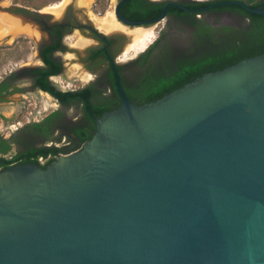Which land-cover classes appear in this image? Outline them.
Wrapping results in <instances>:
<instances>
[{
    "label": "water",
    "instance_id": "water-1",
    "mask_svg": "<svg viewBox=\"0 0 264 264\" xmlns=\"http://www.w3.org/2000/svg\"><path fill=\"white\" fill-rule=\"evenodd\" d=\"M113 71L82 144L0 169V264H264V52L138 104Z\"/></svg>",
    "mask_w": 264,
    "mask_h": 264
},
{
    "label": "flooded vegetation",
    "instance_id": "flooded-vegetation-1",
    "mask_svg": "<svg viewBox=\"0 0 264 264\" xmlns=\"http://www.w3.org/2000/svg\"><path fill=\"white\" fill-rule=\"evenodd\" d=\"M195 1L199 0H91V2L90 0H70L63 11L61 20L53 21L49 20L50 16L45 15L46 12H44L41 8L29 11L26 8H20L18 6L13 12L15 14L20 13L21 16L32 20L46 35V38H42L38 42L37 52L40 64L37 66L43 65V60L41 57L42 50L52 45L58 44V46L50 52V57L57 60L60 65V69L57 73H53L48 76V79L50 81H52L53 77L61 76L63 74V64L60 55L67 49V46L64 43L67 35L75 29H79L83 31V33L88 32V38L94 43L86 46L85 56L81 58L80 61L83 63V65L86 66V69L90 73H92L93 79L90 82L81 85L83 87L78 89L91 88L94 90H100L101 94L97 97H95V95L93 94V96H91L90 98L91 101L97 102L100 98H103L105 100L115 102L118 96V92L116 93L113 88V86H115L113 65L120 78L122 88L133 94L136 90L142 87V84L147 81V77H149V75L162 72L165 68V64L168 63L169 60L175 59L180 54L183 55L191 52V50L195 46L194 33L197 31L196 23H201L199 19H202L203 23H206L211 27H218L208 23L203 18V15L210 12L225 13L227 11H216L211 9L212 7L201 9L208 6L209 4L200 7L191 6L190 4ZM74 2L78 9H86V5H88L89 3L90 7L110 8V11L106 9V13L104 14V16L100 17V19H97V21H99L100 23H104L106 17L110 16L113 27H110L109 29L124 30V28L131 29L134 27H140L132 30L135 32L136 30L141 31V29H148L150 28V26L156 25L158 23L162 24L154 39L148 42L150 44L146 43L143 49L137 51L132 49L131 55L134 54V56H132L131 58H127L129 60L126 62H120L119 54L121 52L122 44L125 42V40H127L126 35L106 34L105 32L99 31L96 27L92 26L90 21L91 18L88 17L86 13H84V16L86 18L85 20L74 18L71 13L72 3ZM160 4H162L160 13L163 7L167 6L165 16L161 20L153 23L146 22L139 26H130L126 25L120 18H117L115 16V9L116 7H118L120 16L125 19L132 21H144L153 19L160 13L147 18H136V15L149 12L152 9L153 5L155 6ZM61 5L62 3L59 6H53L54 8H56L55 11H57L58 15L62 12L58 11L57 9ZM179 24L186 25L192 30L191 40L189 42L190 45L188 49L186 51L183 50L180 53L170 48L169 44L166 42L168 33L167 31H169V28ZM117 26H119V29L116 28ZM151 37L153 38V36ZM152 44L153 46H151ZM128 54L129 53H124V57H127ZM24 69L25 68L17 72L20 73ZM111 76H113L114 81H112ZM29 78L31 80V77ZM56 102L58 103L59 108H56L53 111L57 110L59 114L55 116V118H53L51 121H49L48 128L49 130L53 129L52 135L55 136V138L60 136V139H54V141L50 140L46 144H44L46 135L37 133L34 128L29 125L30 123L20 125L19 127H16L14 134L9 136L14 137L16 140L15 143H13L15 146V151L11 154L17 153L18 151L24 152L27 151V149H36L38 147H41L42 145H55L62 148H70L75 145L79 146V144L83 143H79V140L82 136L85 135L87 125L90 121L84 113L82 105L80 103H74L68 107L64 103L58 101ZM77 106H80L81 110L79 116H77V118L73 120L66 118V114L64 113L63 109H72L73 107ZM48 114H46L37 122L42 121V119H44ZM93 117L95 116L90 115V119L92 121ZM77 126H81L82 129H84L81 135L74 132V128ZM49 158V155L45 156V161Z\"/></svg>",
    "mask_w": 264,
    "mask_h": 264
},
{
    "label": "trees",
    "instance_id": "trees-1",
    "mask_svg": "<svg viewBox=\"0 0 264 264\" xmlns=\"http://www.w3.org/2000/svg\"><path fill=\"white\" fill-rule=\"evenodd\" d=\"M218 1L229 0H199L192 2L190 5L200 7ZM241 1L251 7H264V0ZM161 6L162 4L153 5L149 12L140 13L136 15V18L155 16L160 13ZM211 9L237 14L244 19L245 24L242 26L223 25L211 27L203 23L202 19H199L201 23H196L197 31L194 33L195 46L191 52L183 55L180 54L175 59L169 60V62L165 64V68L162 72L149 75L147 81L142 84V87L133 94L129 93L132 99L136 100L134 101L135 103L138 104L169 92L205 72L221 69L244 57L264 52V15L249 12L237 4L214 6ZM57 46L58 44H55L42 50L41 57L43 65L34 68H25L20 73L12 71L9 75L0 80V101H3L8 95L22 90L17 87L18 85L16 84V80L19 76L31 77L34 87L49 94L54 100L64 103L68 107L74 103H80L82 105L83 111L90 121L87 125L85 135L79 140V143H82L86 140L94 126V122L90 119V115L95 117L100 116L103 111L113 109L115 102L103 98H100L97 102L91 101L90 98L93 94L95 97L101 94L100 90L83 88L62 91L55 86V84L48 79V76L57 73L60 69L57 60L50 57V52ZM151 46H153V44ZM111 78L112 81H114L113 76H111ZM113 88L117 93L116 87L113 86ZM58 114V111L55 110L42 119V121L29 124L37 133L46 135L44 144L50 140L54 141V139H60V136L55 138V136L52 135L53 129L49 130L48 128L49 121ZM83 130L81 126L74 128V132L79 135H81ZM15 141L14 137L3 138L0 135V169H5L16 163H39L38 157L40 156L45 158V156L49 155L50 158L46 160L49 161L77 147L76 145L70 148H62L55 145H42L36 149H27V151L24 152L18 151L17 153L6 156L12 149V145Z\"/></svg>",
    "mask_w": 264,
    "mask_h": 264
},
{
    "label": "rangeland",
    "instance_id": "rangeland-1",
    "mask_svg": "<svg viewBox=\"0 0 264 264\" xmlns=\"http://www.w3.org/2000/svg\"><path fill=\"white\" fill-rule=\"evenodd\" d=\"M69 2L70 0L65 3L62 12L58 15L57 11H55L56 8L53 6H59L63 3V0H0V26L8 28L6 29V34L0 38V80L12 71H20L23 68L39 65L40 60L37 52L38 42L42 38H46L45 33L40 30L37 24L29 18L21 16L20 13L15 14L10 8L14 6L17 8L19 6L29 11L41 8L46 12L45 15L50 16L49 20L53 21L61 20L63 11ZM86 6V9H78L75 2L72 3L71 13L73 17L79 20H85L84 13H86L91 18L92 26L96 27L99 31L105 32L106 34L126 35L127 40L122 44L119 54L120 62H126L129 60L127 58L134 56V54L131 55V45L134 44L135 40L142 39L141 35L143 32L144 34H152L153 38L151 37L148 40L150 42L157 35L162 24L158 23L150 26L148 29L136 30L135 32L132 30L140 27L131 29L124 28V30L109 29L106 24L100 23L97 19L104 16L106 9L110 11V8L90 7V3ZM203 18L214 26H242L245 24L241 16L231 12H210L204 14ZM191 31V28L183 24L170 27L169 31H167L166 42L170 48L178 53L183 50L186 51L190 45ZM87 34L88 32L83 33V31L75 29L64 40L67 49L60 55L63 64V74L52 79V82L60 90H75L83 87L81 85L93 79L92 73L80 61L85 56L86 46L94 43L88 38ZM148 42L147 44H150ZM124 53L129 54L127 57H124ZM16 84L22 90L12 93L3 101H0V135L3 138H8L10 135H13L16 127L37 122L46 114L59 108L58 103L52 96L36 89L32 85L28 76H19ZM63 111L66 114V118L71 120L77 118L81 113L80 106L73 107L72 109L64 108ZM14 151L15 146L13 144L12 149L6 156Z\"/></svg>",
    "mask_w": 264,
    "mask_h": 264
},
{
    "label": "bare ground",
    "instance_id": "bare-ground-1",
    "mask_svg": "<svg viewBox=\"0 0 264 264\" xmlns=\"http://www.w3.org/2000/svg\"><path fill=\"white\" fill-rule=\"evenodd\" d=\"M68 0H64V2L62 3V5L60 6V7H58L57 9H58V11H62L63 10V8H64V5H65V3L67 2ZM84 1V0H83ZM104 23L110 28V27H113L112 25H113V23H112V21H111V19H110V16H108L105 20H104ZM104 26V25H103ZM119 26H117L116 28H118ZM6 29H8V28H3L2 26H0V38H2L5 34H6V32H7V30ZM119 29V28H118ZM145 31V30H144ZM138 34V33H137ZM151 36H152V34H150V33H147V34H144V33H142V35H141V38L142 39H138L137 41L135 40V42H134V44L133 45H131L132 47H131V49H133V50H140V49H143L144 48V45L148 42V40L151 38Z\"/></svg>",
    "mask_w": 264,
    "mask_h": 264
},
{
    "label": "built area",
    "instance_id": "built-area-1",
    "mask_svg": "<svg viewBox=\"0 0 264 264\" xmlns=\"http://www.w3.org/2000/svg\"><path fill=\"white\" fill-rule=\"evenodd\" d=\"M62 155H64V154H60L59 156H62ZM38 162H39V163H41V162H45V158L42 157V156L38 157Z\"/></svg>",
    "mask_w": 264,
    "mask_h": 264
}]
</instances>
